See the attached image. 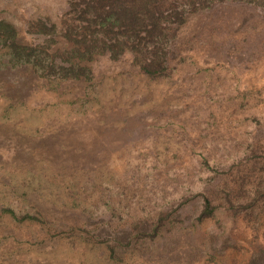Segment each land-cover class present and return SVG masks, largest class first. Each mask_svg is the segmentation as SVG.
<instances>
[{
	"label": "rangeland",
	"instance_id": "rangeland-1",
	"mask_svg": "<svg viewBox=\"0 0 264 264\" xmlns=\"http://www.w3.org/2000/svg\"><path fill=\"white\" fill-rule=\"evenodd\" d=\"M82 2L0 0V264H264V0Z\"/></svg>",
	"mask_w": 264,
	"mask_h": 264
},
{
	"label": "trees",
	"instance_id": "trees-1",
	"mask_svg": "<svg viewBox=\"0 0 264 264\" xmlns=\"http://www.w3.org/2000/svg\"><path fill=\"white\" fill-rule=\"evenodd\" d=\"M160 3L161 0H83L82 2L85 12L94 18H99V24L106 27L108 32L116 28L123 30L128 28L135 33L133 34L135 37L145 31L146 27H148L146 30L148 35L157 34V19L148 20L147 23L144 19L153 17L156 5ZM158 66L159 64L154 60H149L144 66V71L152 73L154 72L152 69Z\"/></svg>",
	"mask_w": 264,
	"mask_h": 264
}]
</instances>
